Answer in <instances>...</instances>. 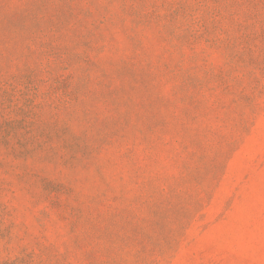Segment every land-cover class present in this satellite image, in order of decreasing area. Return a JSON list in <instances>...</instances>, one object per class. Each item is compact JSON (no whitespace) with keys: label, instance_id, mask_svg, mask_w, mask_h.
<instances>
[{"label":"rangeland","instance_id":"rangeland-1","mask_svg":"<svg viewBox=\"0 0 264 264\" xmlns=\"http://www.w3.org/2000/svg\"><path fill=\"white\" fill-rule=\"evenodd\" d=\"M0 264H264V0H0Z\"/></svg>","mask_w":264,"mask_h":264}]
</instances>
